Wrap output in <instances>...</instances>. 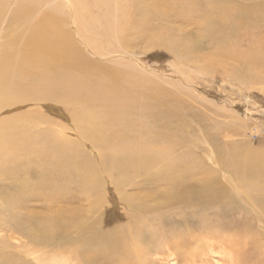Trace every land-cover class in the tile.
I'll use <instances>...</instances> for the list:
<instances>
[{
	"label": "bare ground",
	"instance_id": "6f19581e",
	"mask_svg": "<svg viewBox=\"0 0 264 264\" xmlns=\"http://www.w3.org/2000/svg\"><path fill=\"white\" fill-rule=\"evenodd\" d=\"M236 1L238 4L233 0H0V228L16 216L13 211L25 207L26 200H21V196L30 185L42 190L52 185L59 192L77 188L89 201L92 211L101 209L111 198L101 171L106 172L111 195L115 199L120 195L116 203L136 210L145 212L150 206L182 216L212 203L215 179L202 178L200 163L191 160L195 158L188 151L190 142L181 136L185 124L178 115L177 109L182 107L178 98L155 89L142 73L130 69L127 62L110 65L91 57L102 61L113 54L130 53L134 42L144 37L179 60L186 54H194L197 61L208 66L225 68L229 63L235 67L243 64L256 74L251 76L252 80L261 78V81L264 35L254 37L247 46L242 44V38L264 25V0ZM66 10H69L67 14ZM183 19L194 21L200 31L198 38L208 40L217 50L198 54V39L177 34L171 26ZM248 83L245 79L244 84ZM58 118H68L69 124L67 120L65 125L60 124ZM262 153L258 162L251 156L243 159L244 163L250 168L259 163L261 168ZM138 178L147 184H134L133 180ZM204 180L202 188L199 183ZM255 180L242 184L248 201L255 202L249 192L264 190L261 181ZM129 185L136 192L124 191ZM158 197L162 200L158 201ZM152 200L157 201L155 206H151ZM65 210L58 211L55 218H48L45 228L53 232L65 215L70 222H79L80 210ZM99 219L100 216L93 219L94 223ZM202 221L205 220L183 225L188 227L183 234L176 232L163 243L183 257L188 245L197 240V236L191 239L189 233ZM95 228L93 237L99 238L98 246L93 247L99 250L96 256L104 254L112 262L142 264L143 253L161 237L158 233L145 237L135 222L130 226L113 225L108 238L96 237L100 231ZM248 231L230 237L239 243L238 259L243 264H264L261 234L264 231ZM90 255L80 259L91 263L94 255Z\"/></svg>",
	"mask_w": 264,
	"mask_h": 264
},
{
	"label": "rangeland",
	"instance_id": "374dc122",
	"mask_svg": "<svg viewBox=\"0 0 264 264\" xmlns=\"http://www.w3.org/2000/svg\"><path fill=\"white\" fill-rule=\"evenodd\" d=\"M58 2H63V0H58ZM233 2L238 4L236 0H233ZM68 11L66 10L64 13L67 14ZM171 26H173L174 30L176 29L177 34L188 35L198 39L196 40L198 47L196 52L198 54L203 55L217 50V47H213L208 40L198 38L200 37V31L197 30L198 27L194 21L177 20ZM260 35H264V25L254 34H246V38H242V44L247 46ZM86 49L84 48V50ZM129 50L130 53L113 54L102 61L98 60V57H91L88 49L86 52L94 60L105 64L107 62L110 65L118 62L126 64L127 62L131 65L130 69L142 73L155 89L160 88L166 94H174L178 98L182 105V107L177 109L178 115L185 124V130H183L181 136L190 142L188 151H192L194 154L195 159L191 158V160H197L200 163L201 172H203L202 178L215 179L214 182L212 180L216 187L215 190L212 188V191H215L214 201L208 203L209 205H206V207H201L203 209L199 208L200 210H196L195 213L186 212L182 216L175 215L174 211L168 209L163 211L151 209L150 206L143 212V210H136L137 208L126 207L121 202L117 204L116 200L119 201L120 195L116 199L113 194L111 195L110 183L107 184L109 181L106 178V172L101 171L102 176H104L103 182L107 185L108 198H111L107 199L106 205L102 206L101 209H95L94 212L91 210L89 201H86V198L77 188L72 190L61 189L59 192L52 185L43 187V190L41 187L35 188L30 185L32 186H28L30 190L26 188L21 196V200H26L24 203L26 202L25 207L27 210L23 207L13 211L18 219L11 217L12 220L9 219L8 224L6 223L4 227L0 228V264H128L127 261L126 263L125 261L119 262L117 260L112 262L104 257V254L102 256L98 255L101 258L96 256L99 250H94L95 248L93 247L98 246L99 238L95 239L93 233L96 231L95 227H97L100 233L96 237L102 235L104 238H108V236H111L110 231H112L113 225L118 224L119 227L130 226L133 222L140 225L145 237L155 233L156 235H161L160 238L152 242L153 244L151 243L150 250L143 253L144 255L141 257L143 258L142 264H229V262L230 264H241L243 261H239L237 252L239 243L234 242L230 238L231 235L241 231L246 233L249 232V229L264 231V207L262 208L264 190L262 192L261 190L249 192L251 197H255L254 202L253 199L248 201L244 197L246 192L242 188L244 181L255 178V181H261L264 189V164L261 165V168L259 163L250 168L243 160L253 156L251 158L256 159V162H258L257 159L264 152V77L261 81V78L252 80L251 76L256 74H252L248 67L243 66V64H238L235 67L229 63L225 68L216 65L208 66L203 61H197L194 54H186L182 60H179L165 48L153 45L149 39L144 37L136 40ZM250 73L251 75L245 76ZM262 73L264 76V72ZM245 79H248V84H244ZM33 110L35 111V109ZM64 119L69 124V119ZM58 120L62 122L60 124L65 125L63 118H58ZM43 126L42 128H45ZM69 129L71 130V127ZM185 149L187 150V148ZM246 155L248 156L246 157ZM92 158L97 160L93 155ZM238 165L240 166L238 167ZM24 178L26 179L27 176H24ZM143 180L138 178L133 180V183L146 185L147 182ZM210 180L208 181L211 183ZM36 181L37 177H35L34 183ZM199 184L203 188L205 180ZM132 188V185L126 186L124 191L133 194L136 190L134 191ZM111 189L115 193L114 188ZM226 194L227 196H225ZM236 196L241 197L236 199ZM160 197H158V201L162 200ZM50 199L52 200L50 201ZM153 202L154 200L151 201V206H155L157 201L154 204ZM111 203L113 204L111 205ZM116 204L117 206H115ZM253 205L254 208H252ZM67 208L80 210L78 213L82 216L79 218L81 223L78 221L70 222L69 218H65L67 215L63 213L65 215L64 221H62L63 224H58L59 228H53L55 229L52 230L53 232L45 228V222L55 218L58 215V211H66L65 209ZM134 213L135 215H133ZM85 216H88L89 219L85 218ZM98 216L101 219L95 224L93 219H97ZM199 220L205 221H202V226L200 224L193 232L189 233L190 236L188 235L191 239L197 236V240L188 245L182 254L183 257L178 256L172 251V248L163 243L167 238L173 237L181 231L183 234L184 230L188 229V227H183V225L192 224ZM93 224L96 226H93ZM11 226L12 228H10ZM175 226L176 230H173ZM197 233L200 234L198 235ZM214 233H219L221 236L214 235ZM261 234L264 235V232ZM227 240L231 243H227ZM229 244H232V246ZM76 248L77 250L73 251ZM65 252L68 253L65 254ZM90 254L94 255L91 263L82 261L83 257L92 256Z\"/></svg>",
	"mask_w": 264,
	"mask_h": 264
}]
</instances>
